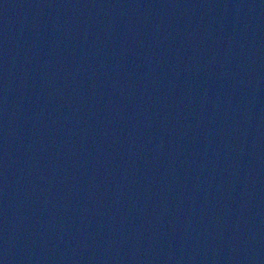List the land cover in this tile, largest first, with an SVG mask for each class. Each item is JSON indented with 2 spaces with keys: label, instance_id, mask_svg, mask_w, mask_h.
<instances>
[{
  "label": "water",
  "instance_id": "water-1",
  "mask_svg": "<svg viewBox=\"0 0 264 264\" xmlns=\"http://www.w3.org/2000/svg\"><path fill=\"white\" fill-rule=\"evenodd\" d=\"M0 264H264V0H0Z\"/></svg>",
  "mask_w": 264,
  "mask_h": 264
}]
</instances>
